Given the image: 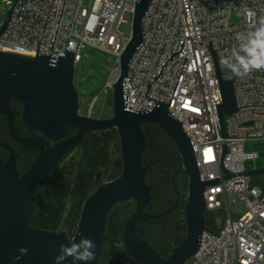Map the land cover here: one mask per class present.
<instances>
[{
    "label": "built area",
    "instance_id": "2783aa9c",
    "mask_svg": "<svg viewBox=\"0 0 264 264\" xmlns=\"http://www.w3.org/2000/svg\"><path fill=\"white\" fill-rule=\"evenodd\" d=\"M15 1L4 3L10 9ZM135 2L91 0L85 6L83 0H17L0 37V51L61 57L69 50L74 52V66L86 48L104 51L115 57L103 87L107 93L132 36ZM245 8L259 17L264 14V0H149L142 18L143 38L128 62L126 106L146 111L153 103L150 98L169 104L170 115L180 121L189 138L202 181L225 176L223 144L222 166L237 174L247 171L246 163L259 156L257 150L245 148L246 142L264 141V71L240 79L220 65L235 35L248 30ZM234 11L242 13L236 23L230 21ZM183 40V51L168 60ZM219 79L232 82L236 103L231 114L223 115L224 134L219 122ZM96 98L86 114L90 117ZM203 198L206 212L222 209L226 215L216 230L207 226L217 235L204 230L196 252L183 264H264V187L251 184V175H233L206 186ZM235 203L242 207L237 218L230 210Z\"/></svg>",
    "mask_w": 264,
    "mask_h": 264
},
{
    "label": "water",
    "instance_id": "95a60500",
    "mask_svg": "<svg viewBox=\"0 0 264 264\" xmlns=\"http://www.w3.org/2000/svg\"><path fill=\"white\" fill-rule=\"evenodd\" d=\"M148 2L149 0L135 2L132 36L119 57V71L112 83L113 108L109 118H93L78 113V94L73 83V51L64 50L65 55L61 57L44 55L37 51L35 56L0 51V113L7 117V130L14 139L24 147L37 146L40 149L30 168L19 176L12 147L0 141V147L11 151L6 160L0 158V264H54V257L58 254L61 243H78L84 237L96 244V259L90 264H98L104 246L108 215L117 204L129 199L135 200V210L122 225L120 244L123 249L138 264H183L199 247L202 232L207 230L212 233L204 217L205 187L233 175L264 174V167L229 174L222 166L226 150L223 144L221 168L225 176L202 181L189 138L180 121L170 115L169 104L150 98L153 103L146 111H136L126 106L128 92L124 79L127 76L128 62L143 38L142 18ZM15 3L8 10V20L1 25L0 37L11 19V10ZM184 44L185 40L180 50L172 53L168 60L183 51ZM216 71L219 76L218 68ZM158 76L154 77L153 82ZM219 81L222 92L219 122L221 133L224 134L223 115L231 114L236 103L232 82L221 79ZM11 99L22 104L18 115L29 130L37 131L39 135L23 138L17 133ZM143 123H156L174 142L182 161L181 172L188 179L186 234L166 258L150 247L135 231L138 223L158 216L144 210L151 200V186L145 180L147 167L142 164V154L146 146ZM69 129L75 132L66 137ZM111 129H115L119 136L121 172L114 179L99 184L84 200L74 235L69 239L63 230L50 231L32 226L33 200L41 181L53 171L66 152L82 141L86 133ZM50 141L55 143L50 145ZM98 175L99 173L96 181ZM20 249H27V254L22 255ZM64 264H72L71 258Z\"/></svg>",
    "mask_w": 264,
    "mask_h": 264
},
{
    "label": "rangeland",
    "instance_id": "374dc122",
    "mask_svg": "<svg viewBox=\"0 0 264 264\" xmlns=\"http://www.w3.org/2000/svg\"><path fill=\"white\" fill-rule=\"evenodd\" d=\"M90 1L91 0H83V5L88 6ZM8 10L9 5L5 4L4 0H0V25L6 20ZM241 18L242 13L240 11H234L230 16V21L232 23H236L241 20ZM83 55L84 57L81 59V61H79L74 66L73 75V83L78 94V113L80 115H86L88 113L90 102L95 96H97L94 104L92 105L91 117L100 119L109 118L112 115L113 108L111 90L105 93L103 91V87L110 78L115 63V57L109 53L90 47L83 51ZM96 136L97 134H95V132H88L87 138L90 139V148L86 152H84L79 146L73 148L59 161L53 171L41 181L37 188V193L41 195L40 199L43 202L45 199V191L53 183L52 181L60 179V181L65 180L69 184V192L61 202L63 207L60 211L59 227L55 230H63L69 239L76 231L82 204L84 202H82L80 208H77L79 201V190L82 187L80 184L83 181L82 178L86 177L87 179L86 183L88 184L85 188V192L88 196L97 188L99 184L117 177L122 169L120 141L117 133V135L113 136V138L107 144L106 151L108 155V163L106 165L97 166L94 170L91 168L88 170L86 163L92 154V148L94 146V139ZM158 144L162 147H166L162 137H159ZM100 145L101 143L99 146ZM245 148L247 150H257L259 153V156L256 160L246 163V169L251 170L253 168L257 169L264 167V141H247ZM35 155L36 154H32V158L28 160L29 162L27 161V166L33 161ZM97 172H99L100 175L98 182L95 183V174ZM185 182V185L180 190L182 199L186 201L188 197L187 178L185 179ZM251 184L264 187V174L251 175ZM182 206L183 205H181V207ZM241 209L242 207L240 203L232 204L230 206L232 217L237 218L241 213ZM112 210H116L118 212L117 214H119V221H121L122 226L126 218L134 212L135 200L129 199L120 202ZM225 215L226 212L222 209H217L213 212L205 211L204 217L206 225L210 229L216 230L222 217ZM174 226H179L180 230L175 231V234L172 238L173 245L171 248H169V252L165 253L164 258H166L171 253L173 248H175L181 242L186 234L185 214L182 211L178 216V222H175ZM120 228L122 229V227ZM167 235H169V233L163 235V238H165Z\"/></svg>",
    "mask_w": 264,
    "mask_h": 264
},
{
    "label": "flooded vegetation",
    "instance_id": "af4514ba",
    "mask_svg": "<svg viewBox=\"0 0 264 264\" xmlns=\"http://www.w3.org/2000/svg\"><path fill=\"white\" fill-rule=\"evenodd\" d=\"M10 105L15 112L14 125L17 133L23 138L39 135L37 131L29 130L18 115V113L21 112L22 104L11 99ZM0 122L4 127V133L0 135V141L9 144L12 147L14 154L16 155V168L19 176H21L36 160L40 149L37 146L24 147L19 141L14 139L7 130V117L2 113H0ZM142 129L146 138V146L142 154V164L147 167L145 171L146 183L151 186V200L144 210L148 214L158 216L155 218H148L138 223L135 227V231L137 235L144 239L150 247L159 252L164 258L165 253L169 252V248L173 245L172 238L175 231L180 230V227L174 226V224L175 222H178V216L181 211L185 214L186 201L182 199L180 189L185 185V179L187 176L181 172L182 161L174 142L163 132V130L156 123H143ZM74 132V130L69 129L66 137L73 135ZM159 137H162L166 147H162L158 144ZM54 143L55 141L49 142L50 145H53ZM78 146L82 148L84 152L90 148V139L87 138V133L83 136L82 141L76 147ZM68 152H66L62 158ZM10 153L11 151L9 149L0 147L1 159L6 160ZM32 154L36 155L34 156L33 161L27 166V163L29 162L28 160L32 158ZM90 162L91 156L86 163L88 170L91 168ZM97 173L95 174V183L98 182L100 175L99 173L96 181ZM82 179L84 180V177ZM80 185H82V183ZM37 188L35 197L37 194ZM34 204L35 198L33 200V205ZM181 205L183 206L181 207ZM168 233L169 235L163 238V235Z\"/></svg>",
    "mask_w": 264,
    "mask_h": 264
},
{
    "label": "trees",
    "instance_id": "16d2710c",
    "mask_svg": "<svg viewBox=\"0 0 264 264\" xmlns=\"http://www.w3.org/2000/svg\"><path fill=\"white\" fill-rule=\"evenodd\" d=\"M3 133L4 127L0 122V135ZM95 134H97V136L94 139L90 162L92 170H94L97 166L106 165L108 163V155L106 151L107 144L113 136L117 135V131L115 129H111L104 132H95ZM100 143L101 145L99 146ZM86 180L87 179L85 177L82 181V187L79 190L77 208L81 207L82 202L87 196L85 188L88 183H86ZM52 182L53 183L45 191V199L43 202L40 199L41 195L39 193L36 194L31 225L41 229L55 231L59 227L60 211L63 207L61 202L69 192V184L65 180L60 181V179ZM117 213L118 212L116 210H111L108 215L104 246L98 264H138L132 257L129 256L120 244V227H122V223L119 221V214Z\"/></svg>",
    "mask_w": 264,
    "mask_h": 264
},
{
    "label": "clouds",
    "instance_id": "9594fccd",
    "mask_svg": "<svg viewBox=\"0 0 264 264\" xmlns=\"http://www.w3.org/2000/svg\"><path fill=\"white\" fill-rule=\"evenodd\" d=\"M249 20L248 30L235 35V43L230 51L220 59L222 68L227 69L232 76L244 79L255 71H264V14H257L248 8L243 9ZM96 244L89 238H82L78 243L59 245L58 254L54 257V264H64L71 258L72 264L82 262L90 264L96 259ZM22 255L27 249L19 250ZM19 259V257H16Z\"/></svg>",
    "mask_w": 264,
    "mask_h": 264
},
{
    "label": "bare ground",
    "instance_id": "6f19581e",
    "mask_svg": "<svg viewBox=\"0 0 264 264\" xmlns=\"http://www.w3.org/2000/svg\"><path fill=\"white\" fill-rule=\"evenodd\" d=\"M116 77V76H115Z\"/></svg>",
    "mask_w": 264,
    "mask_h": 264
}]
</instances>
